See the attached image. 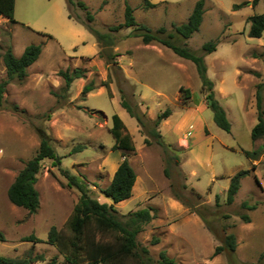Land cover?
Returning a JSON list of instances; mask_svg holds the SVG:
<instances>
[{
	"label": "rangeland",
	"instance_id": "obj_1",
	"mask_svg": "<svg viewBox=\"0 0 264 264\" xmlns=\"http://www.w3.org/2000/svg\"><path fill=\"white\" fill-rule=\"evenodd\" d=\"M76 1L14 0L16 21L0 15V80L5 76L2 53L7 46L15 55L27 44L42 46L24 79L12 80L2 92L0 230L5 238L0 240V255L42 254L44 259L30 264H48L52 256L56 264H65L58 248L46 241L51 225L71 232L67 219L80 190L67 184L64 171L75 174L100 201L110 202L100 188L110 182L124 152L137 178L133 195L115 205L121 217L141 207L150 209L152 217L137 240L154 260L166 249L176 264H264V138L251 137L258 120L257 84L264 80V31L259 37L248 35L246 21L248 15L264 12V0L255 5L251 0H204L199 28L188 38L181 37L175 25L187 19L196 0H83L87 9ZM126 3L133 8L135 24L109 30L124 22ZM234 3L243 4L233 8ZM87 23L109 31L114 44L97 40ZM141 24L153 32L164 26L174 43L199 54L204 53L205 41L217 40L216 49L204 54V62L230 122L228 131L217 125L206 105L195 63L159 41L144 43L133 34L142 30ZM66 68H82L83 76L66 86L59 74ZM88 82L94 88L83 93ZM180 85L189 88L188 98ZM121 95L145 112L144 124L121 105ZM167 107L171 112L158 125L163 146L148 130ZM261 108L264 117V88ZM113 113L124 121L134 150L112 146ZM40 128L51 136L61 158L58 164L48 157L42 160L35 182L39 205L31 212L12 203L7 188L37 150ZM244 149H257V157H248ZM241 168L249 172L228 203L229 177ZM244 201L255 208L245 207ZM229 232L235 234V250L213 254ZM29 234L37 240L24 239ZM152 235L159 237L155 244Z\"/></svg>",
	"mask_w": 264,
	"mask_h": 264
},
{
	"label": "trees",
	"instance_id": "obj_2",
	"mask_svg": "<svg viewBox=\"0 0 264 264\" xmlns=\"http://www.w3.org/2000/svg\"><path fill=\"white\" fill-rule=\"evenodd\" d=\"M72 2L73 0H68ZM204 0H196L194 6L189 13L187 19L175 25V30L183 38H188L195 30L199 28L204 12ZM259 0H251V4L255 5ZM78 5L87 9V5L83 0L76 1ZM146 2H149L146 0ZM150 4H153L152 2ZM243 3H234L233 8H239ZM14 0H0V15L8 17L13 22ZM88 12V10H87ZM70 16V14H69ZM89 19L92 15L87 14ZM249 22L248 35L259 37L264 31V12L250 14L246 17ZM136 20L133 15V8L130 4H125L124 22L111 25L109 30L115 31L122 25L130 26L135 24ZM87 28L95 34L97 40H102L106 45L114 44L115 40L109 31L100 32L91 24H86ZM142 30L135 31L133 34L141 36L144 43H150L153 40L170 47L175 53L185 58L191 59L197 68L199 78L201 80L202 92L205 94L206 105L213 111V117L218 126L225 130L230 129V122L226 116V111L213 89V81L207 75V67L204 62V54L216 49L217 40L209 39L202 44L203 54L190 50L185 45H179L171 40L172 34L165 32V27L160 26L156 31H151L148 27L141 24ZM108 32V34H107ZM165 34H160L164 33ZM40 43L27 44L21 54L15 55L12 47L7 46L2 53L5 65V76L0 80V104L2 103V92L6 85L12 80L21 81L27 74V66L33 63L41 52ZM102 51V49H100ZM102 54V53H101ZM109 57L116 55L108 53ZM83 69L77 68L70 71L69 68L60 69L59 74L64 78L66 86H68L74 78L83 76ZM94 88L92 82H88L83 86V93ZM264 88V80L257 84L256 104L258 108L257 122L252 126L251 137L264 138V117L261 108L262 90ZM179 90L183 92L184 97L188 98L191 94L188 87L179 86ZM121 105L126 108L128 113L137 119L139 124L145 122V112L140 111L132 106V104L121 95ZM17 106L16 104L14 105ZM171 112L169 107L158 112L156 117L152 119V126L148 133L157 138L158 142L165 146L161 138L158 125ZM110 132L114 138L113 147L123 150H134V143L130 134L126 131L125 123L117 114H112V125ZM40 142L35 153L25 160L24 165L19 169L12 182L7 188V196L15 205L22 206L29 211H35L39 205V191L35 186L37 174L41 168L42 160L46 157L51 158L55 164L60 162L61 156L58 155L51 143V136L46 133L43 128L39 129ZM145 141L149 139L145 137ZM244 153L251 158H256L258 150H243ZM113 172L110 182L100 188L101 193L106 196L110 202L100 201L96 196L92 195L77 180V176L65 170L68 177V185H75L80 190V195L73 207V211L67 219V225L71 232L63 233L55 225H51L46 241L55 245L59 252L63 255L65 264H176L173 256L169 255L166 249H160L158 258L154 260L149 254L146 245L139 243L137 240L138 233L143 229L152 215L148 207H141L130 211L121 217L115 203L129 198L132 195V188L136 180V172L134 167L124 155ZM255 164L252 165L254 169ZM249 172V169L241 168L234 172L229 178L226 188V201L232 202L236 194L240 179ZM258 182L257 177H255ZM219 195H215V203L218 202ZM243 205L248 208H255V204L248 205L246 201ZM245 221H249L248 214H242ZM5 238L4 233L0 230V240ZM24 239H36L33 234L24 236ZM37 240V239H36ZM159 241L157 235H152L151 243L155 244ZM235 250L236 237L232 232L226 233L221 244L215 246L213 254H217L223 249ZM42 260V254L29 255L24 257H9L0 255V264H30L35 260ZM56 256H52L48 264H56Z\"/></svg>",
	"mask_w": 264,
	"mask_h": 264
},
{
	"label": "crops",
	"instance_id": "obj_3",
	"mask_svg": "<svg viewBox=\"0 0 264 264\" xmlns=\"http://www.w3.org/2000/svg\"><path fill=\"white\" fill-rule=\"evenodd\" d=\"M253 162H254V164H255V167L257 166V163H255L256 162V160H253ZM255 167H254V170H255ZM136 178H137V176H136ZM136 181V180H135ZM132 195H133V193H132ZM131 197V196H130Z\"/></svg>",
	"mask_w": 264,
	"mask_h": 264
}]
</instances>
